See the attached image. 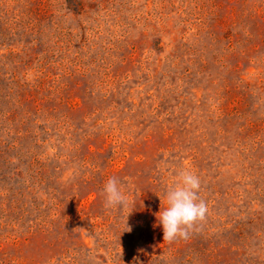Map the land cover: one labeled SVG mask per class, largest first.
Listing matches in <instances>:
<instances>
[{"label":"rangeland","instance_id":"obj_1","mask_svg":"<svg viewBox=\"0 0 264 264\" xmlns=\"http://www.w3.org/2000/svg\"><path fill=\"white\" fill-rule=\"evenodd\" d=\"M0 264H264V0H0Z\"/></svg>","mask_w":264,"mask_h":264},{"label":"clouds","instance_id":"obj_2","mask_svg":"<svg viewBox=\"0 0 264 264\" xmlns=\"http://www.w3.org/2000/svg\"><path fill=\"white\" fill-rule=\"evenodd\" d=\"M200 186V179L193 171L182 170L174 186L166 191L167 206L159 212L156 221L162 228L164 241L187 239L194 225L205 219L207 205L199 198ZM102 191L106 208L128 207L129 201L118 180L109 178Z\"/></svg>","mask_w":264,"mask_h":264}]
</instances>
